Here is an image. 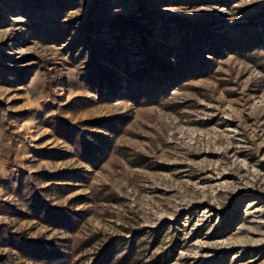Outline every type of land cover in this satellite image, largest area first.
Masks as SVG:
<instances>
[{
    "label": "rangeland",
    "instance_id": "rangeland-1",
    "mask_svg": "<svg viewBox=\"0 0 264 264\" xmlns=\"http://www.w3.org/2000/svg\"><path fill=\"white\" fill-rule=\"evenodd\" d=\"M0 264H264V0H0Z\"/></svg>",
    "mask_w": 264,
    "mask_h": 264
},
{
    "label": "trees",
    "instance_id": "trees-1",
    "mask_svg": "<svg viewBox=\"0 0 264 264\" xmlns=\"http://www.w3.org/2000/svg\"><path fill=\"white\" fill-rule=\"evenodd\" d=\"M140 74V73H139ZM141 75V74H140ZM114 86H116L115 84H114ZM117 87V86H116Z\"/></svg>",
    "mask_w": 264,
    "mask_h": 264
}]
</instances>
